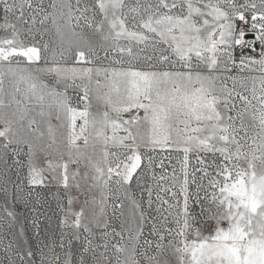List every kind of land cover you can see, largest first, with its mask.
I'll list each match as a JSON object with an SVG mask.
<instances>
[{
    "label": "snow or ice",
    "instance_id": "snow-or-ice-1",
    "mask_svg": "<svg viewBox=\"0 0 264 264\" xmlns=\"http://www.w3.org/2000/svg\"><path fill=\"white\" fill-rule=\"evenodd\" d=\"M0 264H264V0H0Z\"/></svg>",
    "mask_w": 264,
    "mask_h": 264
},
{
    "label": "rangeland",
    "instance_id": "rangeland-1",
    "mask_svg": "<svg viewBox=\"0 0 264 264\" xmlns=\"http://www.w3.org/2000/svg\"><path fill=\"white\" fill-rule=\"evenodd\" d=\"M30 226V225H29Z\"/></svg>",
    "mask_w": 264,
    "mask_h": 264
}]
</instances>
